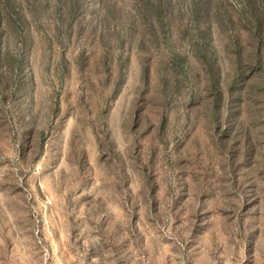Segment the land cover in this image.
I'll return each mask as SVG.
<instances>
[{"label": "rangeland", "instance_id": "obj_1", "mask_svg": "<svg viewBox=\"0 0 264 264\" xmlns=\"http://www.w3.org/2000/svg\"><path fill=\"white\" fill-rule=\"evenodd\" d=\"M0 264H264V0H0Z\"/></svg>", "mask_w": 264, "mask_h": 264}]
</instances>
